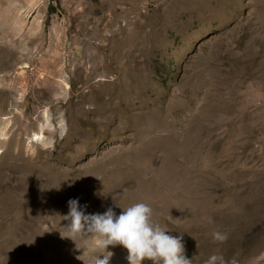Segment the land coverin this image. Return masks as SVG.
Returning <instances> with one entry per match:
<instances>
[{"label": "rangeland", "instance_id": "rangeland-1", "mask_svg": "<svg viewBox=\"0 0 264 264\" xmlns=\"http://www.w3.org/2000/svg\"><path fill=\"white\" fill-rule=\"evenodd\" d=\"M70 200L264 264V0H0V264H94Z\"/></svg>", "mask_w": 264, "mask_h": 264}, {"label": "clouds", "instance_id": "clouds-1", "mask_svg": "<svg viewBox=\"0 0 264 264\" xmlns=\"http://www.w3.org/2000/svg\"><path fill=\"white\" fill-rule=\"evenodd\" d=\"M119 215L108 208L103 214H85L78 200L68 202L69 211L62 216L67 224L62 227L66 235L62 238L77 237L91 240L96 250L101 253L94 264H109L113 252L108 248L122 246L127 251L128 264H192L184 256L182 237L167 234L158 223L152 220V208L148 203L135 202L127 207H120ZM87 206H85L86 208ZM215 242L223 243L228 239L226 233L213 232ZM204 264H235L228 262L222 255L212 254Z\"/></svg>", "mask_w": 264, "mask_h": 264}]
</instances>
